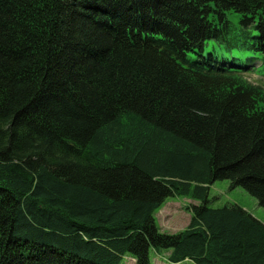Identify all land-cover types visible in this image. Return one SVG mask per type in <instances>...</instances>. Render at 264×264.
I'll return each mask as SVG.
<instances>
[{
  "label": "trees",
  "instance_id": "16d2710c",
  "mask_svg": "<svg viewBox=\"0 0 264 264\" xmlns=\"http://www.w3.org/2000/svg\"><path fill=\"white\" fill-rule=\"evenodd\" d=\"M258 60L264 0H0V264H264V224L208 199L264 207Z\"/></svg>",
  "mask_w": 264,
  "mask_h": 264
},
{
  "label": "rangeland",
  "instance_id": "374dc122",
  "mask_svg": "<svg viewBox=\"0 0 264 264\" xmlns=\"http://www.w3.org/2000/svg\"><path fill=\"white\" fill-rule=\"evenodd\" d=\"M228 19L238 29L239 15L228 14ZM254 62V61H253ZM250 82L261 86L264 89V63L260 60L254 62L252 71L246 73ZM208 199L210 206L214 208L227 204H235L264 224V207L258 205L257 201L242 188H230L228 181H216L209 186ZM192 204H198L188 197H169L154 214L155 222L161 232L174 234L185 230L189 224L190 212L187 210ZM150 264H173L167 261L165 251L156 253L149 251ZM134 260L129 256L121 259L119 264H133ZM176 264H194L185 260Z\"/></svg>",
  "mask_w": 264,
  "mask_h": 264
}]
</instances>
